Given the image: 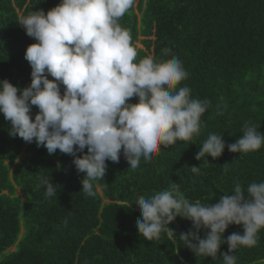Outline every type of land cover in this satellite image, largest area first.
Masks as SVG:
<instances>
[{"label":"trees","instance_id":"obj_1","mask_svg":"<svg viewBox=\"0 0 264 264\" xmlns=\"http://www.w3.org/2000/svg\"><path fill=\"white\" fill-rule=\"evenodd\" d=\"M59 3L0 0V80L20 89L30 85L25 52L36 41L18 21ZM119 23L130 31L137 59H170L162 52L168 48L181 60L189 75L178 87L187 86L193 99L211 102L201 117V133L161 146L151 163L142 159L135 170L121 151L118 163L106 161L93 197L83 193L85 173L77 171L71 155L59 150L50 155L35 141L10 136L11 123L0 113V264H223L227 243L213 259L197 256L180 240V233L195 231L184 217L168 225L172 238L162 233L159 240H146L136 226L142 214L135 202L177 183L190 202L209 205L231 195L237 184L246 192L250 184L264 182V146L247 154L227 147L243 135L246 122L264 134V0H136ZM38 111L32 107L33 119ZM210 133L223 135L225 150L219 158L198 161L195 156ZM41 177L59 186L57 196H46ZM208 231L201 228V238ZM232 233L243 235V225H230L223 238ZM229 254L237 264H264V229L255 246Z\"/></svg>","mask_w":264,"mask_h":264},{"label":"clouds","instance_id":"obj_2","mask_svg":"<svg viewBox=\"0 0 264 264\" xmlns=\"http://www.w3.org/2000/svg\"><path fill=\"white\" fill-rule=\"evenodd\" d=\"M135 3L60 0L47 13L41 9L21 17L19 24L36 41L25 52L31 83L20 89L0 80V113L11 123L9 135L35 141L50 155L57 150L71 155L77 171L85 173L81 183L86 196L96 195L94 182L103 180L106 161L119 162L121 151L135 170L142 159L151 163L161 146L199 136L201 117L211 103L191 98L187 86L178 87L189 74L170 49L162 50L171 55L167 60L137 59L131 33L119 23ZM133 97L137 103L130 102ZM33 106L39 110L34 119ZM242 131L235 143L227 145L230 152L247 154L264 146V134L256 126L246 122ZM225 147L223 135L210 133L195 159L219 158ZM191 171L198 173L199 167ZM40 186L47 197L57 196L59 186L52 179L41 177ZM135 204L142 214L136 226L146 240H159L162 233L172 238L175 232L168 225L177 216L184 217L195 231L180 233V240L197 256L213 259L227 243L223 264H237V257L229 253L255 246L264 229V182L250 184L246 192L237 184L231 195L209 205L190 202L173 183L170 189L139 196ZM232 224L243 225L244 234L232 233L225 240ZM201 228L210 230L204 238Z\"/></svg>","mask_w":264,"mask_h":264},{"label":"rangeland","instance_id":"obj_3","mask_svg":"<svg viewBox=\"0 0 264 264\" xmlns=\"http://www.w3.org/2000/svg\"><path fill=\"white\" fill-rule=\"evenodd\" d=\"M140 38H141V37H140ZM136 45H137V47H139V48L142 47L141 44H140L139 42H137ZM13 249H14V247H11V248H10V250H13Z\"/></svg>","mask_w":264,"mask_h":264}]
</instances>
